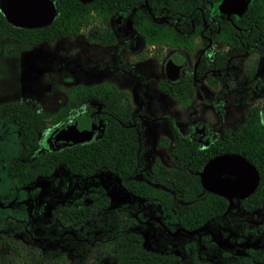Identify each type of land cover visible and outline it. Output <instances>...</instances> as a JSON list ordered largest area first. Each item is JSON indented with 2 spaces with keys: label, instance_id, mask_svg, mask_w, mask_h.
I'll return each instance as SVG.
<instances>
[{
  "label": "flooded vegetation",
  "instance_id": "flooded-vegetation-1",
  "mask_svg": "<svg viewBox=\"0 0 264 264\" xmlns=\"http://www.w3.org/2000/svg\"><path fill=\"white\" fill-rule=\"evenodd\" d=\"M48 1L53 16L44 24L20 26L11 23L4 16L1 0L0 13L15 27L39 28L49 23L56 13L55 0ZM171 1L132 0L130 4H124L120 0L101 24L92 9L89 23L79 32L87 27L86 38L100 45L119 43L123 46L122 43H126L138 47L143 44L138 49L137 59L146 56L161 58L166 79L189 74L191 79L198 81L201 78L206 80L209 75L217 80L218 85L219 76L225 74V69L206 73L198 66L202 57L211 55L215 50L212 49L213 42L218 41L209 34L210 24L204 19V11L211 15L210 22H215L216 30H219V21L230 22L234 28H239L232 22V17L240 16L251 0H247L240 12L235 11L240 4H233L234 10L225 11L220 8L224 0H193L196 10L188 18L182 16L188 26H199L198 32L192 34L191 49L184 45L148 42L143 36L141 27L145 24L149 28L156 24L167 27L179 24V15L169 13L172 12ZM37 4L35 0H23L21 11L34 15L39 11ZM44 11L47 13L49 8ZM32 19L26 17L25 21L32 22ZM96 25L103 29L107 27L113 39L108 42L98 40ZM5 38L14 42L9 48L17 53L18 59L21 55H29L26 50L48 43L41 40L20 44L16 39ZM165 47L174 51L160 57ZM223 47L217 49L226 48ZM190 55L194 56L191 64L186 61ZM171 63L178 65L177 71L173 66L169 67ZM129 74L136 77L140 73L129 68ZM246 76L252 77L253 74L246 73ZM8 89L0 93V180L7 182L4 188L0 185V264H264V202L253 205L248 199L253 189L243 194L225 195L205 188L201 182L200 171L205 163L226 152L209 155L197 170L200 193L210 191L225 202L222 212L209 216L198 226L185 225L180 209L181 205L195 199L185 200L177 196V188L171 182L170 170L178 166L172 153L175 145L186 148L195 143L200 149H208L230 127H224L217 134L216 126L191 127L193 123L185 121L187 130L181 132V121L176 125L171 119L164 118L167 124L164 122L157 131L152 126L153 132L158 134L150 136L146 125L144 127L141 111L133 106L131 118L126 121L136 133L134 162L130 169L110 168L102 163L96 168L81 170L56 163L43 173L34 167L35 161L38 163L44 153L54 155V151L63 147L101 136L105 120L100 117V105H69L71 110L64 116L68 119L54 120L58 115L53 114L62 107L68 88L63 92V99L55 104H34L26 101L22 90ZM221 89L225 91L226 87ZM261 94L263 102L251 105L257 104L263 116L264 93ZM16 116L31 120L35 140L29 148L26 144L28 137L21 135ZM78 116L85 118L88 130L81 132L78 140L66 138L59 131ZM149 116L154 121L153 116ZM178 141L183 145H178ZM256 173L257 183L259 175ZM204 198V194L198 197L200 200Z\"/></svg>",
  "mask_w": 264,
  "mask_h": 264
},
{
  "label": "trees",
  "instance_id": "trees-1",
  "mask_svg": "<svg viewBox=\"0 0 264 264\" xmlns=\"http://www.w3.org/2000/svg\"><path fill=\"white\" fill-rule=\"evenodd\" d=\"M120 0H55L56 13L53 19L39 27L24 29L8 23L0 13V37H11L20 44L37 41L50 42L66 36H74L79 29L89 23L91 10L93 9L99 23L106 20L108 15L116 9ZM132 0H123L124 4H130ZM171 13L179 15L180 22L176 26H164L145 24L141 27L144 38L148 42H165L175 45H184L192 48V34L198 32L199 26L190 27L188 22L182 20L185 15L188 18L195 11L193 0L171 1ZM206 9V7H205ZM203 22L199 15H196ZM210 14L204 11V19L210 24L209 34L214 36L225 49H215L210 56L202 57L198 66L206 73L223 71L233 56L242 55L247 60L249 68L246 73L251 76L255 70L256 55L264 57V0H251L245 11L238 17H232V22L239 28H234L230 22L219 21V30H216L214 21L210 22ZM187 23V24H186ZM204 24V23H203ZM96 38L108 42L113 39L107 27L96 25ZM204 42H207L204 37ZM207 82L216 86L214 77L206 76ZM195 81L189 74L177 79H160L157 87L178 105L188 104L194 96ZM53 119L67 120V114L71 109L69 105L98 104L100 105V117L105 120V129L97 139L80 141L63 147L53 154L44 153L34 168H40L47 173L56 163H62L68 168L81 170L93 169L102 163L110 168L123 167L130 169L134 162L135 130L126 121L131 118L133 108L130 93L126 89L117 87L110 81L103 80L88 83H73L65 92V99L61 102ZM67 105V106H66ZM66 106V107H63ZM14 115L15 112L12 111ZM21 135L27 136L28 148L34 145L35 134L30 118L16 116ZM175 132V129L173 128ZM178 145H183L178 141ZM216 152L237 153L244 157L258 172L259 179L248 199L253 205L264 202V106L263 116L260 107L247 106L243 111L242 121L233 129L227 128L222 133V138L214 140L211 148L200 149L195 143L188 144L186 148L176 145L172 148L178 166L170 170L171 182L177 188L175 194L185 200L195 199L192 203L181 205V215L184 216V224L188 227H196L209 216L220 213L225 207L224 199L210 191L200 193L197 170L201 163L209 155ZM263 169V172L261 171ZM204 194L205 198L198 197ZM218 197V199H217ZM132 241H130L131 244ZM143 250L140 246H138Z\"/></svg>",
  "mask_w": 264,
  "mask_h": 264
},
{
  "label": "rangeland",
  "instance_id": "rangeland-1",
  "mask_svg": "<svg viewBox=\"0 0 264 264\" xmlns=\"http://www.w3.org/2000/svg\"><path fill=\"white\" fill-rule=\"evenodd\" d=\"M88 31L87 27H83L76 36H66L32 47L25 51L28 56L21 55L19 59L17 53L9 48L14 42L0 37V93L12 87L13 91L22 90L28 102L55 104L63 99L64 90L73 83L107 80L129 91L133 106L141 111L144 127L146 125L150 136L158 134L155 131L164 126V118L171 119L176 125L181 121V132L187 130L184 125L187 121L193 123L191 127L216 126L214 130L218 134L224 127H235L246 106L263 102V56H255V70L253 76L248 78L247 60L243 56H233L224 70L225 74L219 76L217 86L201 78L196 81L191 101L180 106L157 87V82L165 78L161 58L146 56L139 60L138 51L143 44L138 47H130L126 43H122L123 46L119 43L100 45L86 38ZM213 48L224 47L216 41ZM170 51L174 50L165 47L160 57ZM193 57L190 55L186 61L191 64ZM129 68L140 74L136 77L129 74ZM228 82L231 84L227 85ZM222 86L226 87L225 91L221 89ZM56 98L59 101H55ZM6 183L5 179L0 180L2 188Z\"/></svg>",
  "mask_w": 264,
  "mask_h": 264
},
{
  "label": "water",
  "instance_id": "water-1",
  "mask_svg": "<svg viewBox=\"0 0 264 264\" xmlns=\"http://www.w3.org/2000/svg\"><path fill=\"white\" fill-rule=\"evenodd\" d=\"M23 0H1V9L7 20L15 25H40L48 22L53 16V8L48 0H35L38 2L36 8L38 13L32 15L30 12L21 11ZM247 0H224L220 3V8L231 11L233 4H240V8L235 10L240 12ZM43 3V4H42ZM47 7L49 11L45 13ZM230 7V9H226ZM35 9V11H37ZM26 17L34 18L32 22L25 21ZM177 71L178 65L171 63ZM167 67V71L169 70ZM84 130H88L86 120L83 116L76 117L65 128L59 132L66 138L78 140V136ZM201 182L209 190L225 195L243 194L252 190L257 181V173L254 168L240 154L225 153L210 158L200 171Z\"/></svg>",
  "mask_w": 264,
  "mask_h": 264
}]
</instances>
